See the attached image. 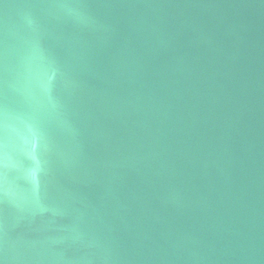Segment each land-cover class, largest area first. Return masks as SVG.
Returning <instances> with one entry per match:
<instances>
[{"label":"water","instance_id":"water-1","mask_svg":"<svg viewBox=\"0 0 264 264\" xmlns=\"http://www.w3.org/2000/svg\"><path fill=\"white\" fill-rule=\"evenodd\" d=\"M0 264H264V0H0Z\"/></svg>","mask_w":264,"mask_h":264}]
</instances>
